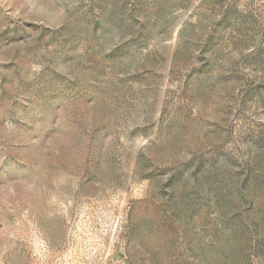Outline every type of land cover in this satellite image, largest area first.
<instances>
[{
	"label": "rangeland",
	"instance_id": "rangeland-1",
	"mask_svg": "<svg viewBox=\"0 0 264 264\" xmlns=\"http://www.w3.org/2000/svg\"><path fill=\"white\" fill-rule=\"evenodd\" d=\"M0 264H264V0H0Z\"/></svg>",
	"mask_w": 264,
	"mask_h": 264
}]
</instances>
